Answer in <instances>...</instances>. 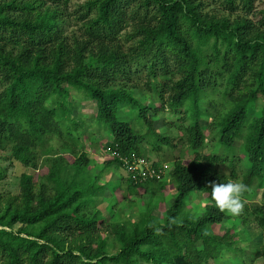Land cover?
<instances>
[{"label":"trees","instance_id":"trees-1","mask_svg":"<svg viewBox=\"0 0 264 264\" xmlns=\"http://www.w3.org/2000/svg\"><path fill=\"white\" fill-rule=\"evenodd\" d=\"M72 1L0 0V151L37 171L20 175L16 195L0 193V264H209L230 253L264 264V202L230 216L209 194L213 182L238 179L248 186L244 200L264 185V0H212L243 14L233 20L206 12L203 0H86L71 13ZM72 92L95 103L107 151L121 156L147 159L145 144L156 154L175 148L153 118L180 116V142L193 157L173 162L175 195L162 220L150 203L135 222L104 216L107 186L88 172L81 136L71 134L83 130L71 116ZM205 119L219 146L210 154L201 153ZM117 184L129 195L164 186L129 176ZM192 194L206 200L199 215L185 211ZM246 232L261 239L249 251L236 247Z\"/></svg>","mask_w":264,"mask_h":264},{"label":"rangeland","instance_id":"rangeland-1","mask_svg":"<svg viewBox=\"0 0 264 264\" xmlns=\"http://www.w3.org/2000/svg\"><path fill=\"white\" fill-rule=\"evenodd\" d=\"M85 1L86 0H73L70 4L69 11L72 13L77 10L78 6ZM203 1L206 4V12L214 14L217 17L226 16L230 20H233L236 15L243 16V14L238 11L233 14L225 12L223 7L212 0ZM255 7L256 11L261 9L259 4H256ZM256 13L253 14L256 16H248V19H250L254 24H257L260 19V16ZM70 101L73 105L71 113L72 118H76L77 122L83 123V130L78 132L73 130L71 134L73 137L75 135L78 137L81 136V143L78 149L84 152L90 161L88 172L93 176L100 173L101 176L99 178V184L107 186V190L100 203V207L103 211H105L103 213L104 216H111V221L129 220L130 222H135L139 215L146 212L145 207L147 203H150V208H152L150 214L162 220L164 212L171 207L175 195V189L170 177L173 169V162L181 160L184 164H188L193 157L192 151H190L184 143L180 142L185 141L184 133L182 131H178V125H176L179 119L178 117L180 116H173L169 115L167 112H160L153 118L156 131L172 138V141H175L176 144L175 148L172 149L163 145L161 146V150L156 154L151 152L149 146L150 144H145L141 147V150L144 151V156H146V158L152 163L154 162L158 164L165 172V176L160 181L164 184V186L161 189H157V185L154 184L150 190L146 192L138 189V194L129 195L125 191V185L117 188L118 181L127 177L126 171L118 165H109L106 168L104 167L106 161L109 160L107 148L112 140L109 133L104 130L105 128H103V126H95V122L92 119L96 112L95 103L89 99L83 98L80 95H76L74 92L70 94ZM150 107V113L152 115L154 109L156 108V103L151 104ZM209 122L210 121L207 119L202 121L206 137V146L201 153L206 154L216 152L219 148L214 140L215 129L209 125ZM80 133L82 134L80 135ZM53 141L54 142L52 144L55 151L60 154L64 153V150H61L59 147V140L54 139ZM240 145V141L235 142L236 149H238ZM45 147H47V145ZM43 149L44 148L38 150V165H40L42 160L45 159V156L41 153ZM237 156L241 158L243 157L239 154V152L237 153ZM0 171L5 172L4 178L0 180V193L11 195H16L18 193V182L22 173H37V171L26 169L20 163L10 160V152L8 151H0ZM263 189L264 185L262 189L253 190V193L249 192L246 199L243 200L244 205H247L249 209L252 205H261L264 202L262 195ZM152 193L155 194V196H152ZM185 203L187 204L185 211L196 213L197 215L200 214V211L207 204L204 196L201 194L190 195L186 199ZM233 223H235L234 218L222 223L218 227L217 232L229 229ZM243 231L247 230L244 229ZM243 234L244 240H240L239 244L236 246L240 250L249 251V249H252L261 242L260 237L251 238L247 232ZM232 255L233 253L225 254L209 264H262L259 258H252L249 254L248 255L250 257H248L247 254H244L241 262L232 259Z\"/></svg>","mask_w":264,"mask_h":264},{"label":"clouds","instance_id":"clouds-1","mask_svg":"<svg viewBox=\"0 0 264 264\" xmlns=\"http://www.w3.org/2000/svg\"><path fill=\"white\" fill-rule=\"evenodd\" d=\"M210 196L213 204L221 213L230 216H239L244 210L243 196L248 191V186L241 180H229L226 183L211 185Z\"/></svg>","mask_w":264,"mask_h":264},{"label":"built area","instance_id":"built-area-1","mask_svg":"<svg viewBox=\"0 0 264 264\" xmlns=\"http://www.w3.org/2000/svg\"><path fill=\"white\" fill-rule=\"evenodd\" d=\"M109 158L117 159L121 162L122 168L126 171V176L135 184H142L150 180H160L165 176L161 167H154L151 161L137 157L134 154L121 156L118 153L109 152Z\"/></svg>","mask_w":264,"mask_h":264}]
</instances>
